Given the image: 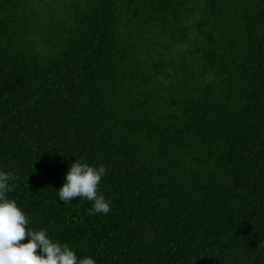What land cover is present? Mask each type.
I'll list each match as a JSON object with an SVG mask.
<instances>
[{
    "label": "trees",
    "instance_id": "trees-1",
    "mask_svg": "<svg viewBox=\"0 0 264 264\" xmlns=\"http://www.w3.org/2000/svg\"><path fill=\"white\" fill-rule=\"evenodd\" d=\"M0 170L77 259L264 264V0H0Z\"/></svg>",
    "mask_w": 264,
    "mask_h": 264
},
{
    "label": "clouds",
    "instance_id": "clouds-1",
    "mask_svg": "<svg viewBox=\"0 0 264 264\" xmlns=\"http://www.w3.org/2000/svg\"><path fill=\"white\" fill-rule=\"evenodd\" d=\"M105 171L102 165L94 167L74 159L56 190L59 201L71 203L72 198H83L91 202L88 215L107 214L109 201L98 194ZM14 180L9 172L0 170V264H96L90 256L77 259L68 244L50 239L44 229L26 228L27 217L15 200L7 197Z\"/></svg>",
    "mask_w": 264,
    "mask_h": 264
}]
</instances>
